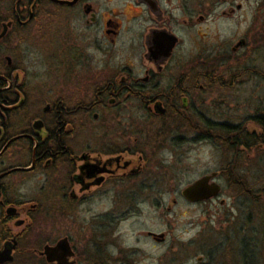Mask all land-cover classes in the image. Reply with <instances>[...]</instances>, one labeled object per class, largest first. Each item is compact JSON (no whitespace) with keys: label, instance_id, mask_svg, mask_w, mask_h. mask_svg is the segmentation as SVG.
Masks as SVG:
<instances>
[{"label":"flooded vegetation","instance_id":"obj_1","mask_svg":"<svg viewBox=\"0 0 264 264\" xmlns=\"http://www.w3.org/2000/svg\"><path fill=\"white\" fill-rule=\"evenodd\" d=\"M6 1H0V264L30 258L57 264L43 251L63 239L72 253L65 264H77V241L61 234V223L78 224V209H85L78 231L85 227L87 260L130 264L119 226L174 191L159 156L164 160L171 143L190 141L200 121L222 123L202 112L203 94L222 77L203 63L190 74L174 29L176 14L187 28L191 17L214 14L221 0L207 6L203 0H131L128 11L127 5L97 10L92 0ZM234 11L229 5L222 15ZM239 41L233 51L249 39ZM38 62L45 73L35 69ZM199 136L192 141H208ZM213 173L208 184L220 190L210 202L219 198L223 174H233L224 168L203 176ZM184 189L181 198L195 204L181 195ZM144 233L137 243L148 240L155 248L167 241L166 232ZM234 238L221 235L197 262L213 257L215 264H241Z\"/></svg>","mask_w":264,"mask_h":264},{"label":"rangeland","instance_id":"obj_2","mask_svg":"<svg viewBox=\"0 0 264 264\" xmlns=\"http://www.w3.org/2000/svg\"><path fill=\"white\" fill-rule=\"evenodd\" d=\"M0 1L2 4L7 2ZM107 1L92 0L91 4L97 10L116 11L122 10L124 5H127L126 11L128 6H133L131 0ZM203 1L207 6L217 0ZM178 4L174 2L173 6ZM238 4L241 5L240 10L235 9ZM188 5H195L198 9L197 3L191 1ZM229 5L235 10L234 13L222 15ZM46 9L54 10V7L48 6ZM190 23L187 28H182L181 20L176 14L174 29L180 38L179 53L188 55L190 74L201 71L203 63L204 70L209 69L212 74L222 77L220 86L213 85L203 94V97L206 96L203 110L201 109L204 116L220 122L242 124L248 132H256V136L261 140L262 131L253 123L252 118L256 113L264 115V0H221L214 14L204 15L201 21L196 16L191 17ZM246 37L249 39L248 45L233 51L237 42ZM176 57L178 55H175ZM244 62L258 75L241 74L233 77V71L230 74L221 73L228 67L234 68ZM40 63L38 62L39 67L36 66L35 69L43 74L46 67ZM201 129L199 128V131H202ZM196 131H189L190 141L181 145L171 143L167 146L170 151L165 153L164 160L163 156H159L158 164L169 169L173 193L159 194L157 207L143 206L135 216H127L119 226V233H122L121 242L125 249L123 256L130 264H209L207 258L203 263H198L197 259L212 250L221 235L235 236V244L246 237L258 236L259 241L264 239L260 234L252 235L251 227L250 231L246 230V235L245 230L239 233L241 226L245 227L248 211L243 205V198L238 196L236 190L228 183L226 176L229 177V173L223 174L220 180L221 192L217 200L190 204L181 198L180 191L186 186L204 174L223 171L230 162L228 150L219 146L215 139L207 138V142L201 143L192 141ZM245 158L247 160L242 161H247L251 169L248 171L249 180L252 181L254 175L264 176V144L259 152L250 150ZM259 159L263 161L259 162ZM236 160L239 171L240 167L243 169V166H247L241 164V159ZM161 169L163 170L162 167ZM173 199L175 203H172ZM220 200L224 201L223 205L219 204ZM77 214L78 224L70 219L63 220L61 234L71 235L73 241H77L76 246L80 252L77 264H91L92 260L88 261L85 254L88 252L85 227L78 231L80 224L84 225L81 220L86 216L85 209H78ZM255 222L253 226L257 225ZM147 229L158 233L166 232V243L158 244L155 248H151L149 241L142 238V241L137 243V235H144ZM259 241L247 245L249 253L244 254L243 262L264 264V246ZM117 263L118 259H111L109 264ZM27 264L43 263L30 258Z\"/></svg>","mask_w":264,"mask_h":264},{"label":"trees","instance_id":"obj_3","mask_svg":"<svg viewBox=\"0 0 264 264\" xmlns=\"http://www.w3.org/2000/svg\"><path fill=\"white\" fill-rule=\"evenodd\" d=\"M233 77H238L241 74L247 75H258L254 74V70L246 64V62L236 65L233 67H228L223 70L221 73L230 74L231 72ZM232 77V78H233ZM226 86V85H223ZM252 121L255 125H257L262 131L261 140L256 136V132H248L242 126V124H233L229 122H222L221 124L210 123L206 119L200 121L202 123V131L197 130L196 133H200L199 137L202 138H212L215 139L217 144H219L222 148L227 149L230 155V162L226 165V171L232 172V177L229 176L227 178L228 183L236 190L237 195L243 198V205L246 206L247 215H246V223L241 226L239 229V233L245 230V235L247 234L246 230L251 231L252 235L260 234L264 238V176L261 177L253 176L252 181L249 180L248 171H251L250 165L247 164V160L245 156L247 153L252 150L259 152L261 147L264 144V115H260L256 113L253 116ZM241 159V164H247V166H243V169L240 167V171L236 167L237 160ZM262 158V157H260ZM242 159H244L242 161ZM263 161L259 159V162ZM238 170V171H237ZM237 172V174H236ZM226 175V174H225ZM231 177V178H230ZM260 181L261 183H259ZM254 221L257 225L253 226ZM245 228V229H244ZM251 235V236H252ZM249 238V239H247ZM257 237H246V239L238 241L234 250L238 251V253H242L238 255V260L241 261V264H244L243 258L244 254L249 253V246L252 243H257L259 241ZM256 239V240H255ZM260 244L264 246L263 241H259ZM213 250V249H212ZM213 257H208L209 264H215ZM240 264V263H239Z\"/></svg>","mask_w":264,"mask_h":264},{"label":"water","instance_id":"obj_4","mask_svg":"<svg viewBox=\"0 0 264 264\" xmlns=\"http://www.w3.org/2000/svg\"><path fill=\"white\" fill-rule=\"evenodd\" d=\"M54 2H60V3H67V4H73L75 1L71 2H63L58 0H52ZM242 41H239L235 46H241ZM216 174L213 173L211 175H206L195 182H193L191 185L186 187L182 192L181 195L191 203H198L202 201H206L210 198L217 197L219 193V185L215 182H212L211 184H208V181L214 177ZM43 255L45 256V259L48 263H57V264H65V261H67V258H69L72 253L70 250L69 245L67 244V241L65 239L59 241L55 246L49 247L46 246ZM72 262H69L68 264H71Z\"/></svg>","mask_w":264,"mask_h":264}]
</instances>
